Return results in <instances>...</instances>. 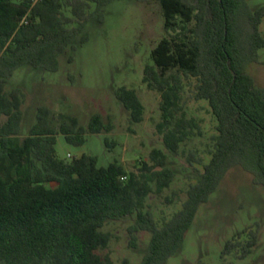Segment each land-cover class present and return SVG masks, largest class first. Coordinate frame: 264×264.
Returning <instances> with one entry per match:
<instances>
[{
  "label": "trees",
  "instance_id": "1",
  "mask_svg": "<svg viewBox=\"0 0 264 264\" xmlns=\"http://www.w3.org/2000/svg\"><path fill=\"white\" fill-rule=\"evenodd\" d=\"M116 1L123 0H0V264H113L99 252L111 240L102 229L134 215L133 229L151 233L140 264H166L232 168L242 167L264 187V88L247 72L264 49V6L251 8L248 0H135L158 2L163 12L167 35L152 50L143 82L161 93L158 130L165 148L178 153L195 127L184 113L179 116L182 75L198 79L197 97L208 101L218 122L211 160L182 209L162 227L145 210L151 183L161 192L175 178L160 150H153L140 173L118 162L102 166L87 154L60 159L57 135L82 146L86 134L111 127L100 114L87 127L62 116L57 127L45 106L37 108L36 123L22 137L23 93L8 91L10 79L25 66L58 72L66 48L80 35L82 44L88 41L83 33L89 19L103 22L104 9ZM116 97L134 123L143 121L145 107L135 90L120 87Z\"/></svg>",
  "mask_w": 264,
  "mask_h": 264
},
{
  "label": "rangeland",
  "instance_id": "2",
  "mask_svg": "<svg viewBox=\"0 0 264 264\" xmlns=\"http://www.w3.org/2000/svg\"><path fill=\"white\" fill-rule=\"evenodd\" d=\"M248 3L254 9L264 6V0ZM93 10L91 6L88 12ZM63 11L71 15L70 8ZM104 14L103 22L89 19L83 33L88 41L82 44L80 35L73 47L66 48L59 58L58 72L25 66L16 71L7 89L19 88L23 93L22 137L36 123L39 106L52 111L57 127L62 116L87 127L94 114L102 115L110 125L108 132L86 134L82 146L70 145L64 135H57L56 155L60 159L87 154L97 156L102 166L118 162L128 172L140 173L143 163L151 162L153 150L163 152L175 173L174 181L161 192L151 183L153 191L145 202V210L162 227L182 209L188 189L211 160L218 122L208 101L197 97L198 79L182 75L179 116L184 113L195 127L178 153L168 151L158 130L161 93L143 82L144 70L152 64V50L167 35L161 6L155 1L123 0L107 6ZM260 31L264 36V18ZM259 55L260 62L248 65L247 72L264 88V49ZM120 87L138 94L145 107L142 122L134 123L117 99ZM135 224L134 215L110 221L102 229L111 240L109 247L99 252L109 254L113 264L141 263L151 233L133 229ZM166 264H264V187L254 184L253 175L242 167L232 168L209 201L200 206L182 249Z\"/></svg>",
  "mask_w": 264,
  "mask_h": 264
},
{
  "label": "built area",
  "instance_id": "3",
  "mask_svg": "<svg viewBox=\"0 0 264 264\" xmlns=\"http://www.w3.org/2000/svg\"><path fill=\"white\" fill-rule=\"evenodd\" d=\"M127 179V177H123V180Z\"/></svg>",
  "mask_w": 264,
  "mask_h": 264
}]
</instances>
